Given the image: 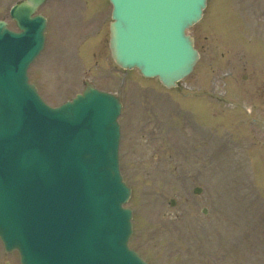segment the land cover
<instances>
[{
    "label": "rangeland",
    "instance_id": "rangeland-1",
    "mask_svg": "<svg viewBox=\"0 0 264 264\" xmlns=\"http://www.w3.org/2000/svg\"><path fill=\"white\" fill-rule=\"evenodd\" d=\"M16 1L0 0V18L13 28L9 11ZM108 2L45 3L39 12L49 17L46 48L29 73L53 105L80 92L86 81L121 94L120 164L132 189L130 245L151 264H264V94L230 91L228 80L234 76L226 74L241 67L237 82L243 88L254 83H243L242 72L264 77L259 53L264 49V0H209L203 19L188 29L201 57L170 89L157 78L143 79L137 69L125 72L115 64L108 43ZM98 44L101 48L91 53ZM193 87L210 89L204 95L209 109L207 101L192 104L200 105V116H213L206 120L211 130L196 125L213 141H202L185 121ZM239 99L234 110L224 104ZM241 102L257 118L233 115ZM223 133L229 148L216 146ZM0 264H20L18 252L6 253L1 241Z\"/></svg>",
    "mask_w": 264,
    "mask_h": 264
},
{
    "label": "water",
    "instance_id": "water-1",
    "mask_svg": "<svg viewBox=\"0 0 264 264\" xmlns=\"http://www.w3.org/2000/svg\"><path fill=\"white\" fill-rule=\"evenodd\" d=\"M42 1L29 0L18 5L12 12L19 22L22 19L25 21V27L30 33L28 36L10 34L12 38L16 36V39H20V42L28 40L21 48L14 49L18 62L16 67L9 54V50L13 51L11 42L0 40V47L5 48L3 55L0 56V146L8 152L18 150L17 156L27 153L25 148L29 142L24 140L25 142L19 146L16 144L22 139L29 138L31 132L38 126L46 125L41 118L51 116L52 112L26 83L25 75L30 59L41 49L44 37V25H36L27 17H31L32 11ZM112 2L115 21L111 24V49L119 64L126 68L137 66L146 76L157 75L167 86L175 85L176 81L192 71L198 59V52L193 46V38L185 34V29L200 18L206 0H112ZM6 50L7 55H4ZM91 89L89 87V91ZM105 98L97 101L100 108L92 105L86 111L90 119L92 107L95 109V113L92 114V119L96 121L93 136L79 129L77 138L70 141L68 134L58 131L56 127H50L52 132H58L54 139H60L66 144L60 155L62 161L55 172L57 176L62 177L54 182L46 180L41 187L45 206L50 212L52 210L57 217L56 222L61 225L56 234L61 236L62 244L67 245L65 250L63 249L64 255L57 259L58 264H147L125 247L119 226L113 219L116 213L113 198L129 192L121 180L118 161L115 160L112 165L107 163L105 169V162L100 158L92 142L97 137L104 141L106 150L114 151L118 148L119 131L116 117L121 105L116 96L108 95ZM66 130L70 132L69 127ZM37 160L36 156L32 158L34 163ZM20 162L23 163L22 160ZM110 175L115 179V184L111 187ZM73 181L70 194L80 198L76 191V186L80 182L89 190V204L95 203V210L100 206L99 213L104 211L103 219L94 235L85 231L82 238L80 237L95 216L85 217L79 224L78 216H71L72 211L51 208L53 202H61L68 185ZM122 198L121 195L120 200ZM17 202L18 199L14 197L13 203ZM117 208L122 211L120 204ZM13 213V210L0 207V233L11 245H18L24 249L26 255H32L34 251L29 249L25 237L10 231L20 227L18 219L11 216ZM49 232L55 239V233ZM13 246L6 242L8 250ZM23 262L26 264L25 259Z\"/></svg>",
    "mask_w": 264,
    "mask_h": 264
},
{
    "label": "bare ground",
    "instance_id": "bare-ground-1",
    "mask_svg": "<svg viewBox=\"0 0 264 264\" xmlns=\"http://www.w3.org/2000/svg\"><path fill=\"white\" fill-rule=\"evenodd\" d=\"M226 170H227V168H226Z\"/></svg>",
    "mask_w": 264,
    "mask_h": 264
}]
</instances>
